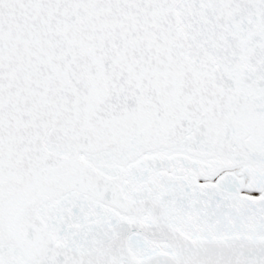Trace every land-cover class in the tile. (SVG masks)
I'll list each match as a JSON object with an SVG mask.
<instances>
[{
    "label": "snow or ice",
    "instance_id": "1",
    "mask_svg": "<svg viewBox=\"0 0 264 264\" xmlns=\"http://www.w3.org/2000/svg\"><path fill=\"white\" fill-rule=\"evenodd\" d=\"M0 264H264V0H0Z\"/></svg>",
    "mask_w": 264,
    "mask_h": 264
}]
</instances>
